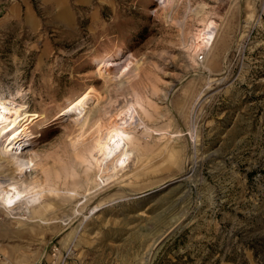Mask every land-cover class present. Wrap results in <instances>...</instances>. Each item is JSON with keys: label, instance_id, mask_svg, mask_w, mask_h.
Returning <instances> with one entry per match:
<instances>
[{"label": "rangeland", "instance_id": "rangeland-1", "mask_svg": "<svg viewBox=\"0 0 264 264\" xmlns=\"http://www.w3.org/2000/svg\"><path fill=\"white\" fill-rule=\"evenodd\" d=\"M107 53L129 71L100 77ZM90 86L83 113L56 118ZM0 102L39 114L11 147L35 161L22 179L39 200L0 199L9 262L53 245L72 264H258L252 244L264 257V0H0ZM132 110L127 173L108 178L94 139Z\"/></svg>", "mask_w": 264, "mask_h": 264}, {"label": "bare ground", "instance_id": "bare-ground-1", "mask_svg": "<svg viewBox=\"0 0 264 264\" xmlns=\"http://www.w3.org/2000/svg\"><path fill=\"white\" fill-rule=\"evenodd\" d=\"M213 21H208L197 33L195 37H193V41L191 40L190 43L192 44L196 43L195 47L197 49L205 48L209 45L211 38L213 37L214 33V27L212 26ZM199 29V28H198ZM196 32V31H195ZM194 38L196 40H194ZM190 40V39H189ZM128 56V55H127ZM127 56H124V54L119 55L118 57H115L113 59L111 58L110 54H105L104 56L97 59V70L98 74H101L104 76H108V74H112V72L116 73L117 75L125 74L129 71L130 61L127 59ZM129 57V56H128ZM114 74V75H116ZM110 76V75H109ZM106 78V77H105ZM119 79V78H118ZM117 79V80H118ZM116 80V78H115ZM104 81V79H103ZM114 81V80H113ZM106 82V81H105ZM109 83V82H108ZM107 85V84H106ZM109 86V85H108ZM107 86V87H108ZM98 93V92H97ZM76 94V93H75ZM92 88L91 86L80 92L78 95L74 96L73 98H70L64 106L60 108V110L57 113V117L60 116H67V119L69 117H73L78 115V113L82 112V108L86 104V102L89 100V98L92 96ZM99 97V96H98ZM133 100V99H132ZM116 101V99H115ZM134 101V100H133ZM132 102V101H131ZM130 102V103H131ZM93 103V102H92ZM98 103V102H97ZM102 103V102H101ZM126 103V102H125ZM129 103V104H130ZM100 104V103H99ZM134 104V102H133ZM87 105V104H86ZM97 104H95L96 107ZM102 105V104H100ZM124 105V104H123ZM131 105V104H130ZM128 105V106H130ZM127 106V105H126ZM135 106V105H134ZM119 107V106H118ZM122 107V106H121ZM120 107V108H121ZM125 107V106H124ZM132 107V106H131ZM91 108V107H90ZM123 108V107H122ZM129 108V107H128ZM127 108V109H128ZM134 108V107H133ZM116 109V108H115ZM85 110V109H84ZM87 110V109H86ZM106 111V109H104ZM103 110V111H104ZM119 110V108H118ZM130 110V109H129ZM128 110V111H129ZM97 109H95L94 112H96ZM18 111L12 107L10 104H7L6 102H0V159L4 158L8 162L11 163L12 169L10 177L3 178L2 185L0 187V199L2 200L3 205L7 204L11 209H20L22 208L21 204L23 205H32L36 203L39 200L41 191L35 190L34 187L37 186L31 185L35 180L32 181H24L22 179L23 175L34 167L35 161L31 158H25L20 154L19 151H14L11 147L15 146L18 143L17 139H22L25 135L26 128L29 127V124L32 123V121L39 116L38 112L34 111L29 114V116H26L24 113H18ZM90 112V111H89ZM110 112V111H109ZM83 113V112H82ZM103 113V112H102ZM105 113V112H104ZM112 113V112H111ZM130 113V112H129ZM16 114V115H15ZM97 114V113H96ZM99 114V113H98ZM107 114V113H106ZM87 115V113H86ZM103 115V114H102ZM105 115V114H104ZM109 115H111L109 113ZM113 115V114H112ZM127 115V111H120L113 116V124L110 125L111 127H106V131L104 133L98 134L99 131H97L98 137L94 140H96V152L99 154L98 157H94L95 162L102 168L111 169L113 168V173L108 176V178L113 177L119 178L120 176L123 177L124 174L127 173L125 171L124 167L126 165L125 159L117 165V161L121 155L126 154V150L128 152H131V148L134 149V147L130 148V145L134 143L132 141V136L129 134L132 127L135 126V119L133 110L130 114ZM78 117V116H77ZM91 117V116H90ZM89 117V118H90ZM55 118V117H54ZM64 118V117H63ZM75 118V117H74ZM81 118H83L81 116ZM87 118V117H86ZM88 118V119H89ZM99 118V117H98ZM111 118V117H110ZM66 119V120H67ZM107 119V118H106ZM112 119V118H111ZM80 120V119H79ZM90 120V119H89ZM83 121V120H82ZM91 121V120H90ZM105 121V120H104ZM77 122V121H76ZM93 122V121H92ZM78 124V122H77ZM84 124V123H83ZM82 124V125H83ZM93 124V123H92ZM98 125V124H97ZM79 126V124H78ZM92 126V125H91ZM88 127V125H87ZM90 127V126H89ZM97 127V126H96ZM95 127V129H96ZM93 128V127H91ZM81 129V128H80ZM83 129V128H82ZM85 129V128H84ZM87 129V128H86ZM94 129V128H93ZM105 129V127H104ZM92 130V129H91ZM97 130V129H96ZM100 130V129H99ZM93 131V130H92ZM91 131V132H92ZM95 131V130H94ZM96 134V133H95ZM94 135V134H93ZM95 137V136H94ZM93 140V141H94ZM74 141V140H73ZM76 141V140H75ZM93 143V142H92ZM161 145V144H160ZM164 145V144H163ZM84 146V145H82ZM81 146V147H82ZM144 146V145H143ZM147 146V145H145ZM153 146V144H152ZM151 146V147H152ZM157 146V145H156ZM159 146V145H158ZM157 146V147H158ZM93 147V146H92ZM91 147V149H93ZM173 149V148H171ZM178 150V147L176 148ZM149 150V149H148ZM163 150H165L163 148ZM78 151V150H77ZM93 151V150H92ZM86 152V151H84ZM95 152V151H94ZM93 152V153H94ZM159 152V151H158ZM164 152V151H162ZM89 153V152H88ZM96 153V154H97ZM174 153V151H173ZM95 154V153H94ZM135 154V153H134ZM145 154V153H144ZM175 154V153H174ZM83 155V154H82ZM90 155V153H89ZM92 155V154H91ZM140 155V154H139ZM80 156V154H79ZM77 156V157H79ZM150 157V156H149ZM177 157V156H176ZM175 157V159H176ZM87 158V157H86ZM137 158V157H136ZM82 160L83 158L80 157L79 160ZM143 159V158H142ZM84 160V159H83ZM82 160V161H83ZM138 160V159H137ZM144 160V159H143ZM142 160V161H143ZM147 161V160H146ZM180 161V160H179ZM5 162V161H4ZM145 162V161H144ZM142 162V163H144ZM10 165V164H9ZM2 165L0 164V167ZM97 166V165H96ZM128 165H126L127 167ZM98 167V166H97ZM125 167V168H126ZM5 168V167H4ZM147 168V167H146ZM145 168V169H146ZM9 170V171H10ZM149 170V169H147ZM2 171V170H0ZM152 171V169H151ZM142 172V171H141ZM8 173V172H7ZM6 173V174H7ZM139 173V172H137ZM141 174V173H139ZM0 175H2L0 173ZM138 175V174H137ZM3 176V175H2ZM6 176V175H5ZM1 177V176H0ZM25 177V176H24ZM39 177V176H38ZM147 177V176H146ZM66 178V177H65ZM106 178V179H108ZM40 179V178H39ZM89 179V177H88ZM145 179V178H144ZM66 179L63 184H66ZM69 181V180H68ZM103 181V180H102ZM37 182V181H36ZM101 182V181H100ZM42 183V182H41ZM72 183V182H71ZM89 183V182H88ZM102 183V182H101ZM69 184V183H68ZM94 185V184H93ZM43 186V185H42ZM68 186V185H67ZM92 186V184H91ZM98 186V185H97ZM39 188V186H37ZM90 187V186H89ZM100 187V186H99ZM93 189V187H92ZM91 189V190H92ZM43 190V189H42ZM90 190V189H89ZM95 190V189H94ZM47 192V191H46ZM177 192V191H176ZM98 193V192H97ZM178 194V193H177ZM74 196V194H72ZM179 195V194H178ZM175 197V196H174ZM173 199V198H172ZM170 201V200H169ZM175 201V200H174ZM1 202V201H0ZM169 203V202H168ZM172 203V202H171ZM171 205V204H170ZM169 206V205H168ZM157 207V206H156ZM25 208V207H24ZM33 208V207H32ZM167 208V207H166ZM160 221V220H159ZM163 222V221H162ZM174 225V224H173ZM168 230V229H167ZM160 238V236H159ZM158 241V238L155 240L154 243ZM159 244V242L157 243Z\"/></svg>", "mask_w": 264, "mask_h": 264}, {"label": "built area", "instance_id": "built-area-1", "mask_svg": "<svg viewBox=\"0 0 264 264\" xmlns=\"http://www.w3.org/2000/svg\"><path fill=\"white\" fill-rule=\"evenodd\" d=\"M196 59L201 61L203 59V53L199 52L196 55ZM69 253L67 251L61 252L59 247L57 245H53L51 247V253L49 259H47L45 262H41L38 264H72L68 262ZM0 264H15L12 262H9L4 258V256H1L0 254Z\"/></svg>", "mask_w": 264, "mask_h": 264}, {"label": "trees", "instance_id": "trees-1", "mask_svg": "<svg viewBox=\"0 0 264 264\" xmlns=\"http://www.w3.org/2000/svg\"><path fill=\"white\" fill-rule=\"evenodd\" d=\"M251 247H252L251 249L253 251V255L257 259L258 264H264V257L262 256V249L257 248L255 244H252Z\"/></svg>", "mask_w": 264, "mask_h": 264}]
</instances>
